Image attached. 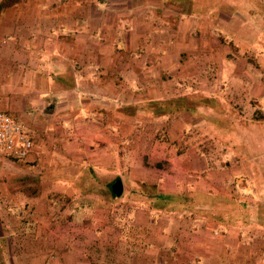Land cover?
Returning a JSON list of instances; mask_svg holds the SVG:
<instances>
[{"label": "crops", "instance_id": "1", "mask_svg": "<svg viewBox=\"0 0 264 264\" xmlns=\"http://www.w3.org/2000/svg\"><path fill=\"white\" fill-rule=\"evenodd\" d=\"M167 6L0 0V111L33 142L25 159L0 153V264H264V230L127 198L150 186L229 195L228 169L203 140L212 125L134 104L201 94L235 111L230 100H251L239 87L254 83L253 63L239 57L254 40L234 17Z\"/></svg>", "mask_w": 264, "mask_h": 264}, {"label": "trees", "instance_id": "2", "mask_svg": "<svg viewBox=\"0 0 264 264\" xmlns=\"http://www.w3.org/2000/svg\"><path fill=\"white\" fill-rule=\"evenodd\" d=\"M178 6L184 14L190 16L207 15L216 21L222 14H243L253 20L264 19L263 0H166ZM262 17V18H258ZM150 118L165 114L187 113L192 118H202L218 132L236 131L232 120L234 114L221 101L201 94L165 101H145L133 105ZM114 199L120 198L112 195ZM129 197V195H128ZM131 200L142 202L153 209L166 213L188 212L210 221L230 226L248 227L258 225L264 228V221L255 223L264 211L257 204L250 205L226 194H212L200 191L184 193H160L156 187L146 190H132Z\"/></svg>", "mask_w": 264, "mask_h": 264}, {"label": "rangeland", "instance_id": "3", "mask_svg": "<svg viewBox=\"0 0 264 264\" xmlns=\"http://www.w3.org/2000/svg\"><path fill=\"white\" fill-rule=\"evenodd\" d=\"M167 9L168 12L184 14L178 6H167ZM222 15L228 19L234 17V20H230L232 23L230 27L243 28L244 36L242 38L246 43L249 44V41L254 40L253 46L250 47L251 52H244L239 57L242 61L246 60L248 63H253L251 71L253 72L254 83L246 81L245 84L247 85L239 87V91L242 93L252 92L251 100H247L244 109L240 108L233 100L229 101V105L235 109L232 120L236 131L221 133L216 129L214 131L209 130V136L203 137V140L204 138L210 139L212 144L210 147L213 151L211 153L214 154L216 160L220 159L225 164V168L228 169L229 174L222 183L221 190L241 202L250 205L257 204L256 206L264 211V19L262 21L253 20L237 13ZM224 18L221 19L225 21ZM258 18L262 17L258 16ZM228 19L225 21L226 23H230ZM237 21L239 24H236ZM242 110L243 112H240ZM238 115L243 116V118ZM205 131L207 130L202 128L199 132ZM123 182L126 186L130 185L126 179ZM105 190L109 195V187H106ZM127 198L129 201L131 200L130 196ZM263 221L264 215H259L254 220L255 223ZM251 227L254 232L264 230L258 225Z\"/></svg>", "mask_w": 264, "mask_h": 264}, {"label": "built area", "instance_id": "4", "mask_svg": "<svg viewBox=\"0 0 264 264\" xmlns=\"http://www.w3.org/2000/svg\"><path fill=\"white\" fill-rule=\"evenodd\" d=\"M33 142L27 129L5 112L0 111V152L8 158L25 159Z\"/></svg>", "mask_w": 264, "mask_h": 264}, {"label": "water", "instance_id": "5", "mask_svg": "<svg viewBox=\"0 0 264 264\" xmlns=\"http://www.w3.org/2000/svg\"><path fill=\"white\" fill-rule=\"evenodd\" d=\"M112 194L115 197H120L123 192V185L120 179H116L111 185Z\"/></svg>", "mask_w": 264, "mask_h": 264}]
</instances>
